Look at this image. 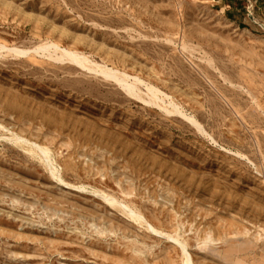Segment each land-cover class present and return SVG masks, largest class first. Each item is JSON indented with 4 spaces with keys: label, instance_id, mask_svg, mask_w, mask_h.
Returning a JSON list of instances; mask_svg holds the SVG:
<instances>
[{
    "label": "rangeland",
    "instance_id": "374dc122",
    "mask_svg": "<svg viewBox=\"0 0 264 264\" xmlns=\"http://www.w3.org/2000/svg\"><path fill=\"white\" fill-rule=\"evenodd\" d=\"M231 2L0 0V264H264V0Z\"/></svg>",
    "mask_w": 264,
    "mask_h": 264
},
{
    "label": "bare ground",
    "instance_id": "6f19581e",
    "mask_svg": "<svg viewBox=\"0 0 264 264\" xmlns=\"http://www.w3.org/2000/svg\"><path fill=\"white\" fill-rule=\"evenodd\" d=\"M42 51H44V49L42 50ZM13 52H16L17 54H21V55H24V54H26L25 52H20V51H17V50H13ZM68 53V52H67ZM68 55H70L71 56V54H68ZM74 55V54H73ZM71 59H73V61L74 62H76L79 66H81V67H85V65H84V63H83V61L82 60H80L78 57H76V56H72L71 57ZM72 61V60H71ZM96 71V70H95ZM103 72V71H102ZM101 72V73H102ZM111 73V72H110ZM104 74V73H103ZM105 75H106V77L108 76L109 77V73H108V71L107 72H105ZM127 76V75H126ZM112 78H114V80L115 81H117L120 85H122V86H126V85H128L125 81H122V80H120L119 78H116V77H114V76H112ZM133 88V87H132ZM136 88V87H135ZM127 90H128V92L131 94V95H134V91L130 88V87H127ZM150 91V90H149ZM157 94V93H156ZM143 99V98H142ZM154 101H156V100H154ZM156 103V102H155ZM176 111V110H175ZM194 122V121H193ZM20 141V140H19ZM41 152L45 155V156H48V154H49V152L47 151V150H45V149H41ZM43 155V156H44ZM48 158V157H47ZM50 160V159H49ZM45 162V161H44ZM46 163V162H45ZM55 176H56V174H55ZM60 181V180H59ZM105 194V193H104ZM109 198V197H108ZM107 201H108V203H110V205H112L113 207H115L116 206V202H115V200H108L107 199ZM119 207V206H118ZM126 208V207H125ZM129 211H130V209H129ZM128 216L130 217V219L132 220H134L136 223H140V225L139 226H141V224H143V223H145L146 224V222L143 220V218H142V216L140 217L139 215H137V214H135L134 212H132V211H130L129 213H128ZM144 226V225H143ZM147 227H148V229L149 230H151L152 232H154V233H156L157 235H163L162 233H160L159 231H157L155 228H153L151 225H149V224H147ZM180 242V241H179ZM180 244V247L182 248V251H183V254H184V261H183V264H193V262H192V259H191V256L188 254V252H187V247H186V245L185 244H183V243H179ZM182 254V255H183Z\"/></svg>",
    "mask_w": 264,
    "mask_h": 264
},
{
    "label": "crops",
    "instance_id": "0c3cea01",
    "mask_svg": "<svg viewBox=\"0 0 264 264\" xmlns=\"http://www.w3.org/2000/svg\"><path fill=\"white\" fill-rule=\"evenodd\" d=\"M220 1V0H219ZM221 2H223V6H224V12L225 14H227L229 17H231L234 21H239V11L236 13V9H233V2H231V0H221ZM255 4H256V9L260 10V5H259V0H255ZM247 6L245 5L244 3V6L242 7V4H241V26L242 24H244L246 22L248 18V14L246 12L247 10ZM232 10V12L230 11ZM234 10V11H233ZM261 11V10H260Z\"/></svg>",
    "mask_w": 264,
    "mask_h": 264
}]
</instances>
